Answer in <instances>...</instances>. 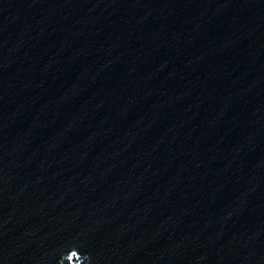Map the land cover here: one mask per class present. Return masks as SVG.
Segmentation results:
<instances>
[{"label": "water", "instance_id": "1", "mask_svg": "<svg viewBox=\"0 0 264 264\" xmlns=\"http://www.w3.org/2000/svg\"><path fill=\"white\" fill-rule=\"evenodd\" d=\"M0 264H264V0H0Z\"/></svg>", "mask_w": 264, "mask_h": 264}]
</instances>
